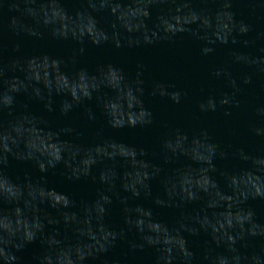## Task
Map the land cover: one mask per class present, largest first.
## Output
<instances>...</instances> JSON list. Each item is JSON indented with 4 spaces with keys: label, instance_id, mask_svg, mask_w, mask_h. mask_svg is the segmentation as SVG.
<instances>
[{
    "label": "water",
    "instance_id": "water-1",
    "mask_svg": "<svg viewBox=\"0 0 264 264\" xmlns=\"http://www.w3.org/2000/svg\"><path fill=\"white\" fill-rule=\"evenodd\" d=\"M0 264H264V0H0Z\"/></svg>",
    "mask_w": 264,
    "mask_h": 264
}]
</instances>
